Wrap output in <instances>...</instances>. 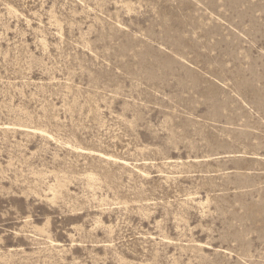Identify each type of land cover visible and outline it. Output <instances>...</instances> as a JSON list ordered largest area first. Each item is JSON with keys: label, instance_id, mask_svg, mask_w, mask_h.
I'll return each mask as SVG.
<instances>
[{"label": "rangeland", "instance_id": "obj_1", "mask_svg": "<svg viewBox=\"0 0 264 264\" xmlns=\"http://www.w3.org/2000/svg\"><path fill=\"white\" fill-rule=\"evenodd\" d=\"M0 264H264V0H0Z\"/></svg>", "mask_w": 264, "mask_h": 264}]
</instances>
